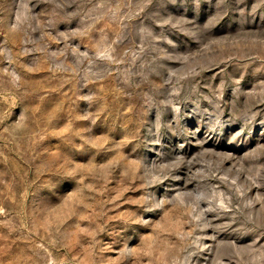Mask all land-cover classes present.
<instances>
[{
  "label": "rangeland",
  "instance_id": "obj_1",
  "mask_svg": "<svg viewBox=\"0 0 264 264\" xmlns=\"http://www.w3.org/2000/svg\"><path fill=\"white\" fill-rule=\"evenodd\" d=\"M0 264H264V0H0Z\"/></svg>",
  "mask_w": 264,
  "mask_h": 264
}]
</instances>
